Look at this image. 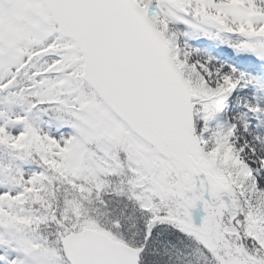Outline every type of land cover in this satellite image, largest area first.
Segmentation results:
<instances>
[{"label":"snow or ice","instance_id":"obj_1","mask_svg":"<svg viewBox=\"0 0 264 264\" xmlns=\"http://www.w3.org/2000/svg\"><path fill=\"white\" fill-rule=\"evenodd\" d=\"M0 264H264V0H0Z\"/></svg>","mask_w":264,"mask_h":264}]
</instances>
